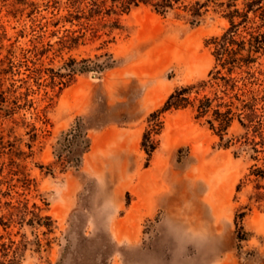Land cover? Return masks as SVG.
I'll return each instance as SVG.
<instances>
[{"label":"rangeland","instance_id":"374dc122","mask_svg":"<svg viewBox=\"0 0 264 264\" xmlns=\"http://www.w3.org/2000/svg\"><path fill=\"white\" fill-rule=\"evenodd\" d=\"M194 1L0 0V264H264L259 138L190 106L150 117L208 79L229 26L214 2L192 23ZM251 70L264 124V55Z\"/></svg>","mask_w":264,"mask_h":264},{"label":"trees","instance_id":"16d2710c","mask_svg":"<svg viewBox=\"0 0 264 264\" xmlns=\"http://www.w3.org/2000/svg\"><path fill=\"white\" fill-rule=\"evenodd\" d=\"M121 11L139 3L150 5L155 11L164 13L172 8L178 0H111ZM208 2L225 6L229 26L220 34L207 40L211 44L214 63L208 71V79L180 87L172 91L162 107L150 114L152 120H157L159 113L185 107H192L195 117L208 116L206 119L210 128L216 130L220 139L226 133L234 120L256 135L259 140L251 138L253 151H259L255 144L264 145V132L261 130L262 121L256 113L257 97L251 86L256 83V77L251 70L258 58L264 55V0H243L242 6H237V0H199L184 5L194 18L192 23H198L196 17L201 16L200 7ZM195 89L196 95L190 99L188 93ZM208 89L209 93L198 96L200 90ZM154 121V122H155ZM143 134L142 145L148 153L154 149L151 143V132L158 133L161 126L154 127ZM246 139V138H245ZM247 142V139L245 140ZM228 146V142L224 144ZM148 147L150 149H148ZM250 174L255 178L263 177L264 171L252 165ZM239 184L237 185V189ZM256 188H259L256 185ZM242 215V214H241Z\"/></svg>","mask_w":264,"mask_h":264},{"label":"bare ground","instance_id":"6f19581e","mask_svg":"<svg viewBox=\"0 0 264 264\" xmlns=\"http://www.w3.org/2000/svg\"><path fill=\"white\" fill-rule=\"evenodd\" d=\"M163 98H164V96H162V97L160 96V101H162ZM183 116H184V115L181 114V117H183ZM167 123H168V124L170 123V120H169V119H168ZM255 218H256V217H255Z\"/></svg>","mask_w":264,"mask_h":264}]
</instances>
